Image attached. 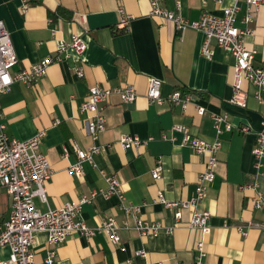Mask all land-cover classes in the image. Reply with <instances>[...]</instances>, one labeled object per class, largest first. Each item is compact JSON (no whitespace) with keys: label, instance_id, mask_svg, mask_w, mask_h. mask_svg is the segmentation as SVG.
Listing matches in <instances>:
<instances>
[{"label":"crops","instance_id":"0c3cea01","mask_svg":"<svg viewBox=\"0 0 264 264\" xmlns=\"http://www.w3.org/2000/svg\"><path fill=\"white\" fill-rule=\"evenodd\" d=\"M27 2V6H24ZM152 0H0V20L10 33L18 64L13 71L28 69L48 56L56 55L57 41H69L80 35L87 49L78 57L54 63L46 76L32 85L15 83L8 94L0 95V123L10 138L25 141L46 131L41 152L51 164V178L46 184L47 203L39 198L41 211L63 207L68 202L90 196L107 188L100 173L122 178L127 201L141 208V217L175 227L172 235L142 236L134 218L124 213L117 196L99 195L84 205L78 221L98 228L108 217L116 219L120 242L114 244L106 233L87 238L69 237L57 247L54 264H197V245L204 243L206 264H264V235L251 229L247 236L239 227L264 223V206L254 204L255 191L244 186L258 184L264 194V167H255L253 150L256 132L263 129L264 105L256 97L257 88L245 84L248 106L239 108L231 102L235 78V57L213 42L211 59L202 54L205 34L199 30L177 31L161 17L151 16ZM236 0H160L161 8L175 11L194 22L204 13L221 17ZM236 26L247 28L246 3ZM132 17L127 28L118 27L119 8ZM246 38L250 50H257L255 65L264 66V7L252 11ZM53 31L56 35L53 36ZM80 67L84 76L76 75ZM162 81V96L175 91L192 98L187 110L169 103H150L147 91L150 79ZM133 86L135 102L124 104L113 96L104 112L106 129L95 142L87 133L86 113L81 111L93 86L111 89ZM206 109L203 115L197 107ZM212 114H228L231 132L219 135ZM176 124L190 127L194 136L222 142L216 165V178L209 186L199 211H208L209 231L191 229V210H183L177 221L175 211L158 202L159 193L168 201L191 200L196 195L198 176L204 170V157L183 145V135L173 132ZM246 125L249 134L241 133ZM175 140H165L163 135ZM123 136L153 138L139 152L123 150L118 141ZM74 142L81 148L94 145L106 148L95 155L97 167L85 163L84 175L70 171L78 162ZM160 164L161 179L152 176ZM264 163V160H263ZM12 197L0 187V224L8 220ZM46 232H37L33 244L36 264H46L49 250ZM145 251L146 256H135ZM8 247H0V262L10 258ZM131 261V262H129Z\"/></svg>","mask_w":264,"mask_h":264},{"label":"built area","instance_id":"2783aa9c","mask_svg":"<svg viewBox=\"0 0 264 264\" xmlns=\"http://www.w3.org/2000/svg\"><path fill=\"white\" fill-rule=\"evenodd\" d=\"M160 0H152L151 16L161 17L170 21L175 29L184 32L188 29L199 30L205 34V42L202 54L211 59L214 50L211 48L213 42L223 50L230 52L236 60L235 78L233 83V95L231 102L242 109L248 106V93L244 88L245 84H250L257 88L256 97L264 105V66L255 65L257 50H250L246 45V38L252 33L249 24L253 21L252 11H258L264 7V0H236L246 3L248 13L244 22L247 28L240 29L236 26L237 17L240 10L238 3L225 8L221 17L204 13L200 20L191 22L175 11H168L159 5ZM221 2L222 0H217ZM24 6H27V2ZM120 21L118 27L127 28L132 17L129 16L123 7L119 8ZM56 31H53V36ZM87 49L86 42L80 35H74L69 41H57L56 55L48 56L34 64L28 69L13 71L19 60L16 55L14 45L5 23L0 20V95L8 94L15 83L32 85L46 76L48 69L54 63L62 62L70 58L69 51L72 50L78 57L82 56ZM76 75L83 77L84 73L80 67L76 68ZM162 81L152 78L149 81L147 98L150 103L165 104L181 107L187 110L192 104L190 96H184L180 91H175L168 98H164L161 92ZM117 96L124 104L133 103L138 98L137 90L127 85L120 88H107L93 86L85 102L81 106V111L88 116L87 133L93 141H97L100 133L106 129V117L104 112L110 99ZM1 109V104H0ZM199 114L203 115L206 111L203 107H197ZM1 117V114H0ZM216 132L219 135L233 130V125L229 121L228 114H212ZM263 129L257 131L256 143L253 150L255 167L261 174L264 167V118L262 121ZM6 126L0 123V187L5 188L12 197V207L8 220L0 224V247H8L11 251L10 258L0 264H36L33 244L37 232H46L48 242L53 246L48 252L45 260L46 264H54L57 257V247L64 243L69 237L80 234L91 238L99 233H106L114 244L120 242L118 234L119 226L115 218L108 217L102 221L98 228H89L85 223L78 221L84 205L91 202L95 197L102 195L105 197L117 196L120 200L124 213L134 218L135 228L142 236H158L162 233L172 235L175 227H167L160 222H148L144 220L140 213L141 208L133 206L127 201L123 191L122 178L116 174H107L104 170L100 173L105 178L107 188L94 191L90 196H84L78 201L68 202L61 208H48L41 211L36 207L35 200L39 198L43 203H47L46 184L51 178V164L48 158L41 152V146L46 131H40L36 136L29 140L19 141L10 138L6 134ZM173 132L183 135V145L191 147L198 156L204 157V170L198 176L196 184V195L191 200L168 201L163 193H159L158 202L168 209L175 211V218L180 221L183 210H191V218L188 223L191 229H200L204 233L209 231L208 222L210 212L199 211L198 206L204 202L209 186L216 178V165L218 154L222 147V142L217 139L208 142L194 136L190 127L176 124L172 128ZM251 128L244 125L241 133L249 134ZM163 139L174 141L166 134ZM153 138L142 140L139 137L123 136L118 141L123 150H139L151 142ZM74 149L78 156V162L71 166L70 171L78 176L84 175V164L89 163L95 167V155L103 152L106 148L94 145L91 148L83 149L74 142ZM160 164L152 170L155 180L161 179ZM258 184L244 186V189L255 191L254 204L259 210L264 206V194L257 191ZM259 229L264 235V223L250 224L246 228L239 227V232L247 236L251 229ZM199 258L197 264L202 262L205 256L204 243L200 241L197 245ZM135 256H146L145 251L135 252ZM131 262V261H129Z\"/></svg>","mask_w":264,"mask_h":264}]
</instances>
